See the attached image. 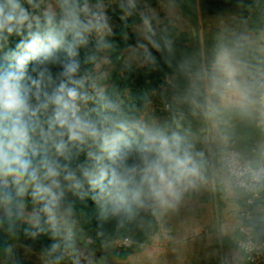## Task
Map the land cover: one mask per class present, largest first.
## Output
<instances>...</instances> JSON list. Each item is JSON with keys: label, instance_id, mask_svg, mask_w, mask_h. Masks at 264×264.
<instances>
[{"label": "clouds", "instance_id": "clouds-1", "mask_svg": "<svg viewBox=\"0 0 264 264\" xmlns=\"http://www.w3.org/2000/svg\"><path fill=\"white\" fill-rule=\"evenodd\" d=\"M178 7L0 0V232L40 242L43 264H95L85 223L105 249L145 224L170 240L202 197L234 264L264 255V27L222 20L180 49ZM117 65L167 69L160 104Z\"/></svg>", "mask_w": 264, "mask_h": 264}, {"label": "crops", "instance_id": "crops-1", "mask_svg": "<svg viewBox=\"0 0 264 264\" xmlns=\"http://www.w3.org/2000/svg\"><path fill=\"white\" fill-rule=\"evenodd\" d=\"M177 3L176 45L180 49L190 50L198 43L203 45L222 20L230 25H239L242 19H246L249 27H264V0H177ZM114 26L120 28L118 14L114 17ZM166 73L167 69L156 72L139 68L132 73H121L117 65L114 79L120 87L129 88L132 94L138 96L157 78L165 83ZM159 87L155 89L157 94L162 91V86ZM216 217L217 210L212 202L202 197L193 200L187 210L169 222L172 229L170 240L163 238L157 226L129 252H115L110 247L90 249L95 252V259L101 253H107L105 264H221L223 257L228 258L229 264H234V246L227 240L221 244L210 235ZM21 239L24 237L19 235L10 239L0 232V264H9L5 257V242L16 243L14 249L18 253V245L24 243ZM244 264L251 263L246 260Z\"/></svg>", "mask_w": 264, "mask_h": 264}, {"label": "trees", "instance_id": "trees-1", "mask_svg": "<svg viewBox=\"0 0 264 264\" xmlns=\"http://www.w3.org/2000/svg\"><path fill=\"white\" fill-rule=\"evenodd\" d=\"M162 86V91L164 89V87H166L165 83H163L159 78H157L152 86H147L144 87L143 92L142 93H148L150 95V91L153 89H159ZM159 94H157V96L152 97L153 101L155 104L159 105L160 104V100H159ZM86 220V217L84 218ZM85 227V232L86 235H90L93 237V241L91 244L88 245L89 248H101V242L99 239H97L95 237V223L89 225V224H84ZM153 227H149L147 224H145L142 228H137L134 232H132L131 234H127L125 236L122 237H117L116 239H123V238H130L131 239V245L126 248L127 251L129 252L131 249H133L135 247V244L139 243V242H143L146 235L152 230ZM20 236H23L22 234ZM40 243V242H37Z\"/></svg>", "mask_w": 264, "mask_h": 264}, {"label": "rangeland", "instance_id": "rangeland-1", "mask_svg": "<svg viewBox=\"0 0 264 264\" xmlns=\"http://www.w3.org/2000/svg\"><path fill=\"white\" fill-rule=\"evenodd\" d=\"M21 241H23V244H19V248L20 251L17 253V251L14 249V255L13 256H9L6 253V259L9 262V264H43V259L41 256V243H33L30 240L27 239H21ZM15 242V241H14ZM14 245H16V243H13ZM32 245V251L31 252H27L25 250L24 245ZM111 250L116 251H120L125 253L127 251V249H120L117 248L115 246V244L113 243L112 246H110ZM85 251H92V249H90L89 247H87V249H85ZM93 252V251H92ZM94 255L95 252H94Z\"/></svg>", "mask_w": 264, "mask_h": 264}, {"label": "built area", "instance_id": "built-area-1", "mask_svg": "<svg viewBox=\"0 0 264 264\" xmlns=\"http://www.w3.org/2000/svg\"><path fill=\"white\" fill-rule=\"evenodd\" d=\"M130 238L116 239L114 244L117 248L126 249L131 245ZM251 264H264V255L253 254L251 259H248Z\"/></svg>", "mask_w": 264, "mask_h": 264}, {"label": "water", "instance_id": "water-1", "mask_svg": "<svg viewBox=\"0 0 264 264\" xmlns=\"http://www.w3.org/2000/svg\"><path fill=\"white\" fill-rule=\"evenodd\" d=\"M107 253L99 254L95 259V264H105Z\"/></svg>", "mask_w": 264, "mask_h": 264}]
</instances>
